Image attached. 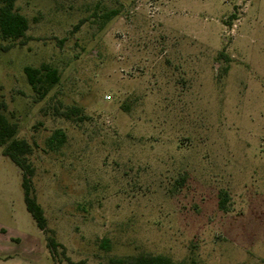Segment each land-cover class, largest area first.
<instances>
[{"label":"rangeland","instance_id":"obj_1","mask_svg":"<svg viewBox=\"0 0 264 264\" xmlns=\"http://www.w3.org/2000/svg\"><path fill=\"white\" fill-rule=\"evenodd\" d=\"M97 5L119 14L77 26ZM16 7L29 28L0 36V112L33 147L34 194L65 252L54 261L0 146V264H264V0ZM43 63L59 81L40 98L24 68Z\"/></svg>","mask_w":264,"mask_h":264},{"label":"trees","instance_id":"obj_2","mask_svg":"<svg viewBox=\"0 0 264 264\" xmlns=\"http://www.w3.org/2000/svg\"><path fill=\"white\" fill-rule=\"evenodd\" d=\"M119 14L118 8L100 9L99 5L95 7L88 18L80 20L77 26L89 20V18H97L101 20L103 27L113 17ZM29 28V21L26 15L21 13L16 7V0H0V36L3 39H21L26 36ZM11 48L10 45L3 47L4 50ZM223 54V53H221ZM25 74L30 85L38 92L40 98L45 97L50 89L59 81L58 70L50 64L43 63L39 67L26 66ZM79 107H71L64 112L67 118L78 115ZM18 125L11 121L4 113L0 112V146L3 153L9 157L22 171V188L24 192V201L27 210L31 213L38 227L45 235L46 245L50 250L54 261L57 259L59 247L65 248L55 237L50 234L48 221L44 213V209L37 201L34 194L32 177L34 175V167L29 159V155L33 151V147L29 141L17 136ZM64 133L57 130L50 138V141L62 142ZM226 196L220 199L219 205L222 209L226 208ZM105 246H108L106 244ZM109 264H188L185 261H175L171 256L165 254H153L150 252L139 253L135 255H126L123 257L112 258Z\"/></svg>","mask_w":264,"mask_h":264}]
</instances>
